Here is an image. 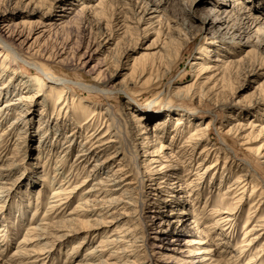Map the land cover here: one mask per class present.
Wrapping results in <instances>:
<instances>
[{
    "label": "bare ground",
    "instance_id": "1",
    "mask_svg": "<svg viewBox=\"0 0 264 264\" xmlns=\"http://www.w3.org/2000/svg\"><path fill=\"white\" fill-rule=\"evenodd\" d=\"M35 1L36 0H29L28 2L26 1V3L24 2V8L28 6V12L15 13V9H17L20 4L17 7L11 6L9 4H11L13 0H0V5H9L10 11L14 12V15L24 16L29 20L12 22L7 20L12 14L9 16L4 15V12L9 9L4 8L0 11V97L2 99L4 98L3 103L0 105V123L7 120L11 114H15V117L10 119L8 125L0 129V188H3V184H7L6 174L15 161L13 157H15L14 155L17 152L18 144H20L19 142L16 143V145L12 143L9 152L13 157H8L6 153H4L7 149H3L4 145L7 144H4L5 139H7L8 142L9 136L15 135V139L18 140L28 133L29 124L31 123L29 117L32 115L31 107L33 106V102H37L42 98L40 100L41 106L39 109L38 124L36 126L37 133L34 132V134L38 135V140L34 148L36 154L33 158L34 162L32 163L34 171L37 172L40 168V182L33 179L35 177L31 178V182L28 183L25 192V199L23 200L24 206L21 207L28 208L32 205L30 209V221H25V210L23 209L19 210L16 215L19 223L26 224L24 225L23 235L18 238V244L11 254V261L14 264H35V262H38L37 264H43L45 262L53 264L55 263V259H58L56 256H53L54 250H56L55 247L65 244L68 240L75 239V241L65 249L64 261L61 264H171L172 262L182 261H173L170 259L167 250H169V252L175 250L172 248L175 242L182 240V243H179L180 246L178 247L181 251L178 252L184 251L183 248L192 246V244H205L202 247L197 246L193 252H191L192 249L188 250L190 253L187 256H191V258L185 261V264H199L215 256V252H219L216 254L218 258L212 260H220L221 262L216 264H239V255L236 256V254L232 253L229 254L228 258L221 261L226 255L227 247H229L230 233L234 227L237 212L229 209L224 211L215 210L214 213L216 214H221V212L226 214L215 219L210 226H206V234L210 233L212 236L216 229L222 228L219 234L216 233L217 238L214 239L219 241L212 243L210 242L211 240H207V235L204 236V240L202 241L199 236V233L202 234V230H198V227H195L201 221L200 218H198L197 212L194 213V210L192 211L195 219H190L188 222L183 223V218L188 214V209L183 205L185 201L181 197L182 195L176 194L179 191L178 182L181 179L178 176L179 174L174 175L172 173L175 172H168L167 168L174 170L177 159L181 155H187L185 160L186 164L183 165V163H181L180 165L184 170L181 176H183L184 182L189 179L186 185L197 179L194 181L196 183L192 184L189 188L187 195L191 193L190 191L192 189L197 187L199 184L198 181L203 177V174H207L215 169L212 168V165H206L204 167L202 161L198 162L197 166L193 169L194 171L190 169L192 157L197 149H199L198 154L205 157L214 154L215 161L213 164L217 163V153L221 150L217 143L207 142L211 119H207L204 123H199V120L195 122L191 115L195 108H193V111L189 110L193 107L195 101L202 107L225 104L228 101L227 95L232 93L231 91L235 89V84L241 72L246 69V62L249 59L248 52L242 56H237L233 53L225 57L223 53H221V49L213 48L210 50L208 48L207 54L202 57L203 61L196 63L195 75L192 81L187 82L183 86H178L173 90L166 103H161L159 100L153 98L147 102L148 104L154 103L155 106L158 104L162 106L164 104L163 111H166L168 115L171 110L178 115L175 126L171 132V139L168 144H165L161 138L167 126L166 118L156 119L152 124L153 127L149 128L145 125V117L139 113L137 107L127 103L121 105L117 109L116 118L122 121L123 131L119 122H116V118L113 115L114 107L116 106L114 100L115 94L119 95L120 92H125V88H128L130 85L147 87L152 84L155 79V81H157L158 78H163L167 72L171 70L173 60L177 59V56L180 55L184 45L182 42L184 39H181L179 33L171 31V28L167 27V31L164 33L165 38L163 40H158L161 30L157 29V38L153 44L157 43L154 47L160 45L161 47L156 48V50L152 52L149 51L144 55L133 57L129 66L126 67L122 61L127 58V50H129L128 47H123V44L126 43L125 38H130L133 31H145L148 28H140V23L144 21V17L140 15L136 17L134 27L130 28L128 24L123 25L121 35L115 31L114 71L117 72L119 67L121 68L120 70L127 68L129 72L125 74V76L127 78L131 77L129 83L121 87H116L115 84H111L110 82L112 78V74L108 73L110 64H108V62H93L100 50L98 49L99 46L93 47L91 42H89V38L92 37L90 25L92 23L99 24L101 21L106 20V26L109 28L106 29L110 30L108 32L111 34L112 31L109 23H113V20L118 19L116 15L123 14L125 16V12L122 11V8L126 2L124 0H99L94 6L89 2L81 1L79 3V9L75 10L72 0H68V3H65L64 0H55V2L58 3V13L56 15L59 17L53 20V15L48 12L50 10L46 9L44 12L40 11L41 9L37 6V1ZM142 2L141 0V3ZM230 2L232 3L231 8L229 6L223 8V11L227 13L225 17L221 19L214 13L212 20H210V17L205 15L203 16L204 18L202 17V26L199 30L205 29V27L208 30H214V27L218 25L217 31H215L216 33L221 23H224L225 25L217 34L219 37L218 39L223 43L231 42V44H233L235 43L233 38H239L240 35L236 34L235 31H237V33L242 32L240 31L242 27L246 29L252 23L254 27L257 21L256 18L259 17V15L250 17L252 13L250 14V11L246 10V7L243 5V0H230ZM157 5L159 4L157 3ZM140 6L142 7V5ZM156 7L158 8V6ZM148 9H151L149 3L148 6H145V10L148 11ZM37 12L40 14V18L38 21H33L34 18L32 16ZM89 16H91L92 19H90ZM109 17L111 18L108 22L107 20H109ZM245 18H247V21H244ZM248 20H251V23L246 25ZM75 25L80 29L81 35L78 38H70L65 41L62 46H58L59 48H57L56 52L51 53L47 51L40 41L52 33L73 26L75 27ZM116 25L117 23H115V26ZM206 25H208L209 28ZM113 26L111 25V27ZM250 30L251 29H249V31ZM173 32L176 33V35H173ZM254 32L258 36L257 41L261 43L263 41L261 36L262 33H264V21L261 23V26L257 25V27H255ZM86 39V47L82 50L81 45ZM93 39H95V37H93ZM128 41L129 40H127V42ZM108 42L109 41H104V46L108 44ZM230 46L225 45L226 48ZM211 52H218V55L211 57ZM155 57H161L160 59H162V66H160L162 70L160 69V72V67L157 69L159 65H156L159 62L154 61ZM19 60H23L30 66L36 68V72L40 73L41 76L35 73L31 75L29 71L24 70L18 64V62H20ZM49 60L66 67L82 69L89 76L92 84H80L78 81H74L63 75H58L56 71L54 72L51 69L49 66L50 64L47 63ZM254 70L252 66V68L248 70L249 74ZM7 74H10V78L6 82L3 78ZM145 75L147 76L142 80V77ZM12 79H18V89L20 92L16 89L17 87L15 88L13 84H10ZM123 79H125V77ZM43 83L47 84H45V86H47L45 91L44 88L41 90L39 87L40 85L42 86ZM103 83H106L105 86L102 85ZM257 83L260 95L262 94L261 96H264V80ZM72 86H79L86 91L94 92L96 98L107 100L108 103L105 105L106 109L100 110L101 114H104V123L107 125V130L105 132L101 133V126L92 129V127L89 128L85 125L92 121L99 112L95 104L90 105V117L82 124H79L72 105L79 109L87 104L82 100L83 98L81 96L71 91ZM25 90L27 92H24ZM31 90L32 92H30ZM51 92H55L56 94V99L54 101L51 99ZM158 94H160L159 91L155 93L154 96L156 97ZM176 103L177 106L184 107V109L182 111H173L172 107ZM190 106L192 107L190 108ZM154 112H156V110H154ZM227 117L232 119V121L229 123L226 132L220 135V141L226 148L222 149V152H224L222 168H226L227 171L234 163V160L231 161V159H233L231 156L232 154L235 157L238 155L241 156L240 165H243V170L240 169L241 171L235 174L228 186V188L231 187V189L236 188L239 190L231 197L232 200H237L242 196L246 185L251 180H253L251 193L254 192L253 187L256 183H259L258 187L256 185L257 188H264V175L259 166V158L264 157V151H260L258 148L255 154H252L250 151H243L245 149L240 147L256 138L264 139V121L258 123L257 119L249 118L248 120H250V122L245 124L242 119L236 118L234 114H229ZM185 121L188 122L187 126H193V124L194 126L187 137L179 143L175 151L171 152V142L177 140L182 132L185 131L183 126ZM132 124L134 125V131L132 130V135H129L127 127ZM257 126L259 127L258 130H256ZM81 128L85 130L86 138L78 142V148L74 153L75 159L73 160V162H76L73 168L74 171H72L71 165L67 173L62 176L64 172L62 165L65 163V159L69 152L75 147L77 137L81 136ZM150 137L152 138L149 139ZM117 138H120V140H116ZM127 138H129V141ZM91 140L93 141L92 143ZM89 143L92 145L90 144L89 146ZM115 143H119L120 145L113 148ZM57 147L62 148L61 150L58 149L59 157L61 155V158L57 157L51 168L48 166V160ZM166 149H169V151ZM101 153L104 154L99 158V154ZM120 154H122V156L118 158L119 161L114 165L113 163L115 162L112 159H117L116 157ZM126 154L129 155L130 160L135 163L136 169H138L135 181L125 175L127 171H130V167L125 163ZM88 155H95L97 157L93 160L90 171L94 170V173H98V171L105 170L106 168V172L101 173V175L93 181V185L82 193L86 195H79L74 202L73 208L67 215L62 218H56L57 215H53V209L62 207L63 204L70 200V195L73 189L76 188L75 186L69 187L71 183L70 178L74 176L73 174L76 169H78L77 166L80 162L87 161L86 158ZM205 157H202L203 159L201 160H205ZM49 171H51L52 176ZM192 171L194 177H191V179L187 177V175ZM76 172L78 173V170ZM226 174H229V172H226ZM69 175L70 177H68ZM88 175H86L82 181L85 179L88 180ZM131 175V173H128V176ZM21 176L22 173H20V177ZM59 177L61 178L57 185L50 188V195L46 201V209H44L39 219L41 222L38 224L33 223L32 218L43 204V187H49L50 182ZM119 183H121V185L118 187H123L121 196L118 198H115V196L109 197L111 193L113 194V192H115L116 185ZM26 185L27 184H25V186ZM37 185L38 187L41 185V189L34 190V192L36 191L35 196L31 198V196H29L30 191H33V188ZM145 185L146 188H148V195L146 196V206L148 205V207L146 208H151L147 211L150 216H143L145 211L143 207L138 208L139 197L135 195L142 194L141 188ZM224 192L222 194H224ZM263 192L264 189L260 191L257 201L249 204L250 206L246 210L247 214L242 226L244 236L264 228V216L259 215L258 208V204L263 200ZM192 195L193 194L190 196ZM119 203L133 209L132 212L134 215L132 213L131 217L140 213V219H144L141 229L132 221L133 223H130L127 227L122 226V230L119 231L121 235L114 230H107V224L113 225V219H105V217L102 216L106 211ZM173 203H175V205H173ZM95 204L99 205L94 206ZM176 205L182 206L176 208L174 207ZM167 207L170 208V211L167 212L166 216L162 215L164 209ZM147 217L148 220H145ZM152 219H158L157 223L152 221ZM3 225L6 226L7 223L2 224L0 227V242L4 241L2 236H5V241L8 243L9 236L6 235L9 229H5L6 227L3 228ZM229 228V233L225 234L223 231ZM85 230L89 232L82 233V231ZM4 231L6 235H4ZM55 232L60 233L54 235ZM138 233H140V236H136ZM44 234L52 238V242L57 240L55 241L58 242L57 245L47 246V240L41 242V238L45 237H41L40 235ZM82 234H84L83 237H81ZM118 235L120 238H117ZM95 237L97 238L96 242L84 249V255L78 259H74L80 249L88 244L90 238L93 239ZM138 237L141 238V244L137 245L135 243L139 241L137 239ZM147 240L150 241L149 244H147ZM210 244L216 247L212 248L213 245L210 246ZM218 245L222 247L220 250L217 249L219 247ZM140 246L143 247L142 250L145 253L142 258H140L139 254L136 252L137 247ZM237 246L239 249L238 252L241 253V248L244 245L240 246L237 244ZM47 247L50 248L47 249ZM129 247L131 248L130 250H128ZM161 249H166V251ZM2 251L3 248L0 251V255ZM128 251L130 256H133L130 260L129 256H125ZM121 254L123 258H121ZM31 257H34V259H29ZM253 262L249 261V263L246 264H255L257 261Z\"/></svg>",
    "mask_w": 264,
    "mask_h": 264
},
{
    "label": "rangeland",
    "instance_id": "2",
    "mask_svg": "<svg viewBox=\"0 0 264 264\" xmlns=\"http://www.w3.org/2000/svg\"><path fill=\"white\" fill-rule=\"evenodd\" d=\"M26 1L28 2L29 0H24V1L23 0H13V2L9 5L11 6L13 5L17 7L20 4V6L17 7V9H15L16 10L15 13H21V12L24 13V12H28V6L25 5L26 7L24 8V4L26 3ZM36 1L35 2L37 3V6H39L41 9L40 11L44 12L46 11V9L50 10L48 12L51 13V15H53L52 16L53 20L59 17L56 15L58 13V10H57L58 3L55 2V0H36ZM64 1L65 3H68V0H64ZM72 1H73V4H74L73 6L75 7V10H78L79 5H80L79 3L81 1L89 2L91 5L95 6V4L99 0H72ZM124 1L126 2V4H124L122 11L125 12L126 17L123 14L116 15V18L118 19L113 20V23L111 22L109 23L110 29L112 31L111 34L110 32H108L110 30H107L109 28H107L106 26L107 24L106 20L101 21L99 24L92 23L90 25V28L92 30V37L89 38L90 40L89 42H91V45L93 47L99 46L98 49L100 50L98 54L95 56L93 62L95 61H98L101 63L108 62V64H110L108 68L109 69L108 73L112 74V78L110 81L111 84L113 83L115 84L116 87H121L124 84L129 83L131 79V77L127 78L125 76V74L129 72L127 68L120 70L121 68L119 67L117 72L114 71L115 70V60H114L115 59V45L114 44L116 42L115 31L116 33L121 35V31L123 30V25L128 24L130 28L134 27L136 17L142 15L144 17V21L140 23V28H143V27L148 28L145 31L139 30L138 32L132 30L133 32H132L131 37L125 38L126 43L123 44V47L126 46L129 48V50H127L128 52L127 58L123 59L122 61L126 67L129 66L133 57H136L138 55H144L149 51L152 52L153 50H156V48L161 47V45L158 47H154L157 45V43L153 44V42L157 38V35H156L157 29L161 30V33H159V36H158V40H163L165 38L164 33H166L167 31V27H170L171 31L178 32L179 35L181 36V39H184L182 40V42L184 43L182 50H181L182 52L180 53L179 56H177V59L173 60L171 64V67H172L171 70L167 72V74L164 77L162 76L163 78H158L157 81H155L156 80L155 79L153 83L147 87L139 86V85H130L128 88H125L126 89L125 92H120L119 95L115 94L114 101H115L116 106L114 107V111H113V115L115 116V118L117 117V109L121 105H125L127 103H130L134 107H137V109L139 110V113H141V115L145 117V122H146L145 125L149 128L153 127L152 124L154 121H156V119L159 120L160 118L161 119L166 118L167 126L161 138L165 144H168L171 139V135H172L171 132L173 130V127L175 126L176 118L178 117V115L175 112H172V110L170 111L168 115L166 111H163L164 104L162 106L160 104L155 106L154 103L148 104L147 102L153 98V99L159 100V102L161 103H166L168 98L171 96L173 90H175L178 86H183L187 82L192 81L195 75L196 63L203 61L202 57H204L207 54L206 52L208 48L210 50H212L213 48L221 49L222 50L221 53H223L225 57L228 55L230 56L233 53H235V55L237 56L238 55L242 56L244 54H247L248 52L249 59L246 62V69L245 71L241 72V75L237 83L235 84V89L231 91L232 93L227 95L228 101L225 104H217L216 106L202 107L195 101L193 107L190 106V108L191 107L192 108L189 111H193L194 110L193 108H195L194 110L195 112L194 111L193 113L191 112L192 113L191 115L193 119L195 120V122L199 120V123H204V121H206L207 119H211V126L209 128L210 131H209L207 142L217 143L221 150L217 153L218 155L217 163L213 164L215 161L214 154H211L210 156L205 157V156L199 155L198 154L199 149H197L194 152V156L192 157L190 169L193 170L194 167H196L198 162L200 161H202V163L204 164V167L206 165H209V166L212 165V168H215V169H213L207 174H203V177L198 181L199 184L197 185V187H195V189H192L190 191L191 193L189 195H187L189 192V188L191 187L192 184L196 183L194 181L197 179L193 180L192 182L186 185L189 179L188 181L184 182L183 176H181L184 170L182 167H180V165L181 163H183V165L186 164L185 160H186L187 155L186 156L181 155L177 159V163L175 164V169L172 170L171 168H167V171L168 172L174 171L175 173H172L174 175L179 174L178 176L180 177L181 180L178 182L179 191L176 194L182 195L181 197L185 201L183 205H185V208L188 209V214L184 216L183 223L188 222L190 219H195V217H193L194 214H192V211L194 210L193 211L194 213L197 212L198 218H200L201 221L195 227H198V230H202V234L199 233V236L202 241L204 240V236L206 235L208 236L206 237L207 240L209 241L211 240L210 242L212 243L219 241V240L217 241L214 239L217 238V234H219L220 231H222L221 230L222 228L216 229L215 233L212 234V236L210 233L206 234L207 233L206 226L207 227L210 226V224H212V222H214L215 219L220 218L221 216L226 214L224 212H221V214H216L214 213L215 210L224 211V210L229 209V210L237 212L235 222H234V227L232 228L231 233H230L231 236H230L229 247H227L226 255L221 259V261L228 258L229 254L232 253V254H236V256L239 255V264H246V263H249V261L250 262L257 261L255 262V264H264V228L261 230L253 231L251 234H248L246 236L243 235V231H242L243 230L242 226L244 224L245 217L247 214L246 210L250 206L249 204L255 203L257 201L260 191L264 188L262 187L261 189L257 188L259 186V183H256L257 187L255 185L253 187L254 192L251 193V185L253 184L252 182L253 180H251L246 185L244 192L242 193V196L237 200L235 199L232 200L231 197H233V195L236 194L239 190L236 188L231 189V187L228 188V186L231 183V180L235 176V174L243 170V165L242 166L240 165L241 156L238 155L235 157L232 154L231 156L233 157V159H231V161L234 160L233 162L235 164L233 163L227 171H226V168L225 169L222 168L223 158H224V152H222V149H226V148L220 141V135H223L226 132L227 128L229 127V123L232 121V119L227 117L229 114H234L236 118L242 119L245 124L250 122V120H248L249 118L257 119L258 123H261L262 121H264V96H261L262 94L260 95V90L257 87V84H258L257 82L264 80V33H262V36L260 35L263 38V41L260 43L257 41L258 36L254 32L255 27H257V25L261 26V23L264 21V0H243V3H244L243 5L246 7V10H249L250 14L252 13V15L249 14L250 17L254 15H259V17L256 18L257 21L254 27H253L254 24L252 23L246 29L242 27V29H240V31L242 32L237 33V31H235L236 34H240V35H239V38H233V40L235 41V43L233 44H231V42L223 43L219 41L218 39L219 37L217 36V34L225 25L224 23H221L220 28L218 32L216 33L215 31H217L218 25L214 27V30L213 29L208 30L206 29V27L205 29L203 28L199 30L202 26V20L204 18L203 16L208 15L210 17V20H212L214 13H216L217 16L221 19L225 17L227 13L223 11L224 10L223 8H225L226 6H229L231 8L232 3L230 2V0H142L143 1L142 3H141V0H138V1L137 0H124ZM143 3H144V6H143ZM148 3L151 9H148V11H146L145 6H148ZM157 3L159 5H157ZM9 5L7 4L0 5V11H2L4 8L9 9L4 12V15L9 16L10 14H12L10 18H7V20H10L12 22L29 21L24 16L14 15L15 13L10 11ZM140 5H142V7ZM156 6H158V8ZM32 17L34 18V20L33 19L31 20L38 21L40 18V14H38L37 12L33 14ZM89 17L90 19H92L91 16ZM247 17H248V14H247ZM110 18L111 17H109V20H107L108 22L110 21ZM244 21H247V18H245ZM115 23H117L116 26H115ZM250 23H251V20H248L246 25H249ZM111 25L112 26L114 25V26L111 27ZM206 26L208 27V25ZM249 29L251 30L249 31ZM80 35H81V31L78 28V26L75 25V27L73 26L71 28L64 29L56 33H52L44 37V39L40 41L43 43V46L46 48V50L52 53V52H56L57 48L62 46L65 41L69 40L70 38H78ZM173 35H176V33L173 32ZM93 37H95V39H93ZM127 40L129 41L127 42ZM104 41H109V42L108 44L104 46ZM86 42H87V39L82 43L81 45L82 48L80 47L82 50L85 49ZM225 45H228V46L231 45V46L226 48ZM210 54H211V57H214L215 55H218V52H211ZM160 58H157V57L154 58L155 62L160 63V64L159 63L156 64V65H159L157 69L160 66H162L161 65L162 59ZM19 61L20 62H18V64L24 70L29 71L31 75L35 73L41 76L40 73L36 72L37 71L36 68H34L33 66H30L23 60H19ZM47 63L50 64L49 66L51 67V69L54 72L56 71L58 75H63L69 79L78 81L80 82V84L81 83L92 84L89 76L82 69H79V68L74 69V67H66L64 65H61L51 60H49V62ZM252 66L255 70L249 74L248 70H250ZM161 68L162 67L159 68V72ZM146 76L147 75L143 76L142 80ZM124 77L125 79H123ZM9 78H10V74H7L3 79H5V81L7 82ZM18 82H19L18 79H12L10 81V84H13L15 88L17 87L16 89L19 90ZM45 84L46 83H43L42 86L41 85L39 86L41 90L42 88H44V91L47 89V86H45ZM105 84L106 83H103L102 85L105 86ZM71 91L75 93L76 95L81 96L83 98L82 100L87 104L86 106H82L79 109H77L74 105H72V107L74 108L73 110L75 111L74 113L76 115V119L78 120L79 124H82L83 122L86 121V119L90 117L91 115L90 105L95 104L97 105L98 107L97 110L99 112L92 121H90L88 124H85V125L88 126L89 128L92 127V129L98 128L101 126V129H102L101 133L105 132L107 130V125H105L104 123V118H103L104 114H101L100 110L106 109L105 105L108 103L107 100L103 98H96L94 95V92L86 91L85 89H82L79 86H72ZM158 91L160 94H158V96L155 97L154 95ZM24 92H27V91L25 90ZM30 92H32V90ZM50 96L53 101L56 99L55 92H51ZM41 99H39L37 102H33V106L31 107L32 115L29 117L31 123L29 124L28 133L26 135H23V138H20L18 140L15 139V135H11L9 136V141L7 142V139H5V142H4V144L7 143L3 147V149H7L4 151V153H6L8 157L11 156V153L9 152V150L12 147V143H15L16 145V143L19 142L20 144H18L19 146H17V152L14 155L15 157L11 156L13 157L15 161L12 164V167L10 168L9 172L6 174L7 184H3V188H0V227L2 226V224L7 223L6 226L3 225L4 226L3 228L6 227L5 229H9L7 235H6V232L4 231L5 232L4 235L9 236L8 243L7 241H5V236H2L4 241L0 242V246H1L0 251L3 248V251L1 252L2 254L0 255V264H10V263L14 264L11 261L10 257H11L13 250L16 248L18 244V241H19L18 238L21 235H23V229L25 227L24 225L26 224V223L24 224L19 223L17 221L16 215L19 210L23 209L25 210V218H26L25 221L27 222L30 221V216H31L30 209L32 205L29 206L28 208L27 207L21 208V207L24 206L23 200L25 199V192H26L28 183L31 182V178L35 177L33 179H36L37 182H40L39 180L40 179V175H39L40 168L38 169L39 171L37 172L34 171L32 163L34 162L33 158L36 154V152L34 151V148L38 140V135L34 134V132L37 133L36 126L38 124V119H39L38 116H39V109L41 106L40 104ZM3 100L4 98L0 99V105L3 103ZM172 108H173V111H182L184 109V107L177 106V103ZM209 109H210V112H209ZM154 110H156V112H154ZM13 117H15L14 113L11 114L7 118V120H4L3 122H1L0 129H2L4 126H7L8 122ZM116 122H119L121 129L124 131L122 121L116 118ZM187 125H188V122L185 121V124H183L185 131L182 132L181 136L177 140H173L171 142L172 144L170 145L171 152L175 151L179 143L185 137H187L190 130L194 126V124L193 126H187ZM133 126L134 125L132 124L127 127L129 135H132L131 133L134 131ZM258 128L259 127L257 126L256 130H258ZM80 132H81V136L77 137L76 139L77 142L75 144V147L69 152V154L67 155L65 159V163L62 165L63 170H64L62 176H64L67 173V170L69 169L71 165H72L71 169L72 171H74L73 168L76 163V162H73V160L75 159L74 153L76 152V149L78 148L79 140H84L86 138L85 130L81 128ZM151 138L152 137H150L149 139ZM116 140L119 141L120 138H117ZM127 140L129 141V138H127ZM92 142L93 141L91 140V143ZM91 143H89V146ZM119 145H120L119 143H115L113 148H116ZM240 147L242 149H245L243 151H250L252 154H255L258 148L260 149V151L261 150L264 151V139L256 138L254 140L249 141L246 145L240 146ZM58 149L61 150L62 148H59V147L55 148L54 150L55 152L48 160V163H49L48 166L51 168H52V165L55 163L56 158L59 157ZM166 150L169 151V149H166ZM103 154L104 153L99 154V158ZM121 156L122 154L116 157L117 159L115 158L112 159L115 162L113 163L114 165H116V163L119 161L118 158H120ZM202 157H205V160H201L203 159ZM59 158H61V155ZM95 158H97L95 155H88V157L86 158L87 161L80 162V164L77 166L78 169H76V171L78 170V173L76 171L74 172L73 174L74 176L70 178L71 183L69 185V187L75 186L76 188L73 189V192L70 195V200H68L67 203L63 204L62 207L53 209V215L56 214L57 215L56 218H62L65 215H67V213L73 208L74 202L77 200L79 195L80 194L86 195L82 193H84V191H86L91 185H93L92 184L93 181L99 175H101V173L106 172L107 170L106 168L105 170L98 171V173L97 172L94 173V170L90 171V167L92 166V162ZM125 161H126L125 163L128 164V167H130V171H127L125 175H127L128 178H132V180L135 181L136 176H137V170H138L136 169L135 163H133V161L130 160V157L128 154H126ZM137 164H138V161H137ZM259 166L264 175V157L259 158ZM193 171L189 173L187 177L193 178L194 177L192 175ZM49 172H50V175L52 176L51 171ZM226 172H229L230 175L226 174ZM20 173H22L21 177H20ZM128 173H131L132 175L128 176ZM86 175H88L87 176L88 180L85 179L84 181H82V179H84ZM68 177H70V175ZM60 178L61 177L50 182L51 186L49 185V187L47 186V188L43 187V192H42L43 204L40 206V208L38 209V212L32 218L33 223L38 224L41 222L39 219L41 218L44 209H46V201L50 195V188L55 187L57 183L59 182ZM255 181H258V180H255ZM25 184L27 185L25 186ZM120 185L121 183L116 185L117 187L115 188V192H113V194L111 193L109 197L115 196V198H118L121 196L123 187H118ZM39 186L40 187H38V185L35 186V188H33V191H30L29 196H31V198L35 196L36 191L34 192V190L41 189V185ZM141 189H142V194H135L137 197H139V207L138 208L143 207L145 211L143 216L144 215L150 216V214L147 211L151 208L150 207L146 208L148 207V205L146 206V203H147L146 196L148 195V188H146V185H145ZM223 192L224 194H222ZM191 194L193 195L190 196ZM262 195H263L262 196L263 200H261V202L258 204L260 216H264V192ZM93 203H96V202H93ZM97 205L99 204H95L94 206H97ZM173 205H175V203H173ZM181 206L182 205H178V206L176 205L174 207L178 208ZM169 209L170 208L168 207L165 208L162 215L166 216L167 212L170 211ZM132 211H133L132 208L122 203H119L115 207L110 208L108 211H106V213L103 214L102 217H105V219H113V222H114L113 225L107 224V230L108 231L114 230L116 233L121 235L119 231L122 230L121 229L122 226L127 227L130 223H133V222H135L137 226L140 227L141 229L144 219L143 220L140 219L141 218L139 216L140 213L134 217H131L133 213ZM145 220H148V217L145 218ZM152 221H155L157 223L158 219H152ZM229 231H230V228L223 232H225L226 234V233H229ZM85 232H89V231L88 230L82 231V233H85ZM58 233L60 232H55L54 235H57ZM83 235L84 234H82L81 237H83ZM119 235L117 238H120ZM40 236L45 237V238H41L42 239L41 242H44V240L48 241L47 246L49 245L56 246L58 243V242H55L57 240H54L52 242L53 239L49 238V236L46 234L40 235ZM136 236H140V233H138ZM96 239H97L96 237L93 239L90 238L88 244H86L83 248L80 249L77 255H75L74 259H78L82 257L84 255L83 253L84 249L93 245L96 242ZM137 239L139 241H137L135 244L137 245L141 244V241H140L141 238L138 237ZM74 241L75 239L68 240L65 244L55 247L57 251L54 250L53 256H56L58 259H55V263L53 264H61L64 261L63 258L65 255V249L69 245H71L72 242ZM149 243L150 241L147 240V244ZM179 243H182V240L175 242V245H173L172 247L175 250L173 251L171 250L170 252L169 250H167L168 251L167 254L170 256V259H172L173 261H182V262H172L171 264H174V263L185 264V261L191 258V256H187L190 253V251L188 250L192 249L191 252H193L197 248V246L202 247L205 245V244H192V246L183 248L184 251L178 252V251H181L178 248L180 246ZM237 244L240 246L244 245L241 248L242 249L241 253L238 252L239 249H238ZM212 245L213 244H210V246ZM218 246L219 247L217 249L220 250L222 247L220 245ZM215 247L216 246L213 245L212 248H215ZM49 248L47 247V249ZM130 249L131 248L129 247L128 250ZM142 249H143L142 246L137 247L136 249L137 250L136 252L137 254H139L140 258H142L145 254ZM161 250L166 251V249H161ZM126 253L127 254L125 256L126 257L129 256V260L133 258V256H130L129 251ZM218 253L215 252V256H212L209 260L200 262L199 264L221 263L220 260H217V261L212 260V259L218 258L216 256V254ZM38 256H41V255H38ZM121 258H123L122 254H121ZM29 259H34V257H31ZM37 263L38 262H35V264ZM43 264H50V262H45Z\"/></svg>",
    "mask_w": 264,
    "mask_h": 264
}]
</instances>
